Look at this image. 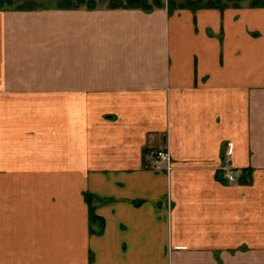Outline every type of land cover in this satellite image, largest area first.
<instances>
[{
  "label": "crops",
  "instance_id": "obj_1",
  "mask_svg": "<svg viewBox=\"0 0 264 264\" xmlns=\"http://www.w3.org/2000/svg\"><path fill=\"white\" fill-rule=\"evenodd\" d=\"M0 95V264H264V8L2 10Z\"/></svg>",
  "mask_w": 264,
  "mask_h": 264
},
{
  "label": "trees",
  "instance_id": "obj_2",
  "mask_svg": "<svg viewBox=\"0 0 264 264\" xmlns=\"http://www.w3.org/2000/svg\"><path fill=\"white\" fill-rule=\"evenodd\" d=\"M17 0H0V9L4 7L13 6ZM100 3L107 2V7L110 9L116 8H131V9H141L144 11H150L153 8L162 7L160 0H152L153 5L147 4L146 0H97ZM96 0H58V7L66 9H76L81 6H86L87 9L96 8ZM244 0H225L222 3L220 0H208L205 3L200 4L201 0H185L183 3L179 4L178 7L174 6L173 2H168L167 9L169 12L173 11L176 8H188L191 10H196L200 8H217L223 10L228 7L229 2L233 7H238L240 2ZM27 8H35V4H27ZM238 5V6H237ZM22 7V6H21ZM17 7V8H21ZM248 7L250 8H264V0H248ZM23 8V7H22ZM91 196L86 195L85 200L88 205V216L90 223V230L95 232L96 230H101L103 225V220L94 213L93 206L91 205ZM96 225L97 229L92 227ZM94 225V226H95Z\"/></svg>",
  "mask_w": 264,
  "mask_h": 264
},
{
  "label": "rangeland",
  "instance_id": "obj_3",
  "mask_svg": "<svg viewBox=\"0 0 264 264\" xmlns=\"http://www.w3.org/2000/svg\"><path fill=\"white\" fill-rule=\"evenodd\" d=\"M184 1L185 0H160V2L163 5L162 7H165V8H167L168 2H173L174 3V6L175 7H178L179 4L183 3ZM206 1H208V0H201L200 4L202 5V3H205ZM220 1L222 3L225 2V0H220ZM32 3L36 5L35 7H37V6L38 7L58 6V4H59L58 3V0H17L16 3L13 6L4 7L3 9H0V11H2V10L27 9V7H28L27 4H32ZM146 3L147 4H150V5H153L152 0H146ZM228 4H230V5H228V8L229 7H233V5H231V2H229ZM25 6H27V7H25ZM17 7H21V8H17ZM81 7H86V6L84 5V6H81ZM96 7H107V2L100 3V2L97 1ZM238 7H248V0H244V1L240 2V4H239ZM11 97H12V99L18 98L17 102H20L21 101L20 100L21 96H4V95L3 96L0 95V100H4V101L6 99L11 100ZM34 98H35V103L41 105V103H42L41 102L42 96L38 95V96H34ZM7 102H10V101H7Z\"/></svg>",
  "mask_w": 264,
  "mask_h": 264
},
{
  "label": "built area",
  "instance_id": "obj_4",
  "mask_svg": "<svg viewBox=\"0 0 264 264\" xmlns=\"http://www.w3.org/2000/svg\"><path fill=\"white\" fill-rule=\"evenodd\" d=\"M159 160L169 161L170 160L169 152L167 150H158L154 152L151 165H153L155 161H159ZM223 177L229 182H233L236 180L235 176L232 173H224Z\"/></svg>",
  "mask_w": 264,
  "mask_h": 264
}]
</instances>
